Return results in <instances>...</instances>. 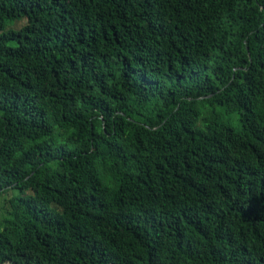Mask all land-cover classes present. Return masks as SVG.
Masks as SVG:
<instances>
[{
	"label": "trees",
	"instance_id": "trees-1",
	"mask_svg": "<svg viewBox=\"0 0 264 264\" xmlns=\"http://www.w3.org/2000/svg\"><path fill=\"white\" fill-rule=\"evenodd\" d=\"M0 264H264V0H0Z\"/></svg>",
	"mask_w": 264,
	"mask_h": 264
},
{
	"label": "rangeland",
	"instance_id": "rangeland-1",
	"mask_svg": "<svg viewBox=\"0 0 264 264\" xmlns=\"http://www.w3.org/2000/svg\"><path fill=\"white\" fill-rule=\"evenodd\" d=\"M26 24H27V21H20V22L17 23L16 28H21V27H23Z\"/></svg>",
	"mask_w": 264,
	"mask_h": 264
}]
</instances>
